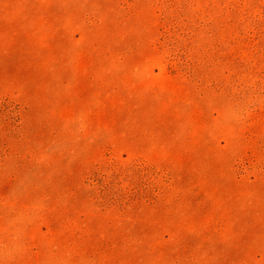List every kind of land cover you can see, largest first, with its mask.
Wrapping results in <instances>:
<instances>
[{
  "label": "rangeland",
  "instance_id": "374dc122",
  "mask_svg": "<svg viewBox=\"0 0 264 264\" xmlns=\"http://www.w3.org/2000/svg\"><path fill=\"white\" fill-rule=\"evenodd\" d=\"M0 264H264V0H0Z\"/></svg>",
  "mask_w": 264,
  "mask_h": 264
}]
</instances>
